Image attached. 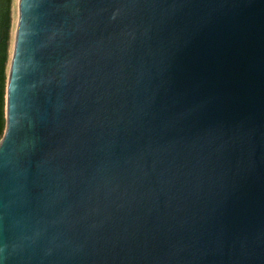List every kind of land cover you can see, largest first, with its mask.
<instances>
[{
  "label": "water",
  "instance_id": "95a60500",
  "mask_svg": "<svg viewBox=\"0 0 264 264\" xmlns=\"http://www.w3.org/2000/svg\"><path fill=\"white\" fill-rule=\"evenodd\" d=\"M0 264H264V0H19Z\"/></svg>",
  "mask_w": 264,
  "mask_h": 264
},
{
  "label": "trees",
  "instance_id": "16d2710c",
  "mask_svg": "<svg viewBox=\"0 0 264 264\" xmlns=\"http://www.w3.org/2000/svg\"><path fill=\"white\" fill-rule=\"evenodd\" d=\"M12 0H0V141L6 129V90Z\"/></svg>",
  "mask_w": 264,
  "mask_h": 264
},
{
  "label": "rangeland",
  "instance_id": "374dc122",
  "mask_svg": "<svg viewBox=\"0 0 264 264\" xmlns=\"http://www.w3.org/2000/svg\"><path fill=\"white\" fill-rule=\"evenodd\" d=\"M18 1L19 0H12V5H11V32H10V45H9V51H8V70H9V65L10 61L12 58V52H13V44H14V36H15V30H16V25H17V19H18Z\"/></svg>",
  "mask_w": 264,
  "mask_h": 264
}]
</instances>
